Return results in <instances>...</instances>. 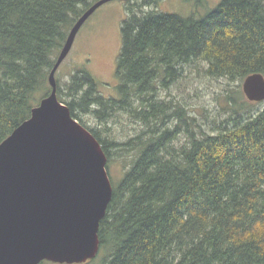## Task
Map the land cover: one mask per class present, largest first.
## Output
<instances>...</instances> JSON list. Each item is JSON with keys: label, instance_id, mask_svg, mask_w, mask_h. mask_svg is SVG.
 <instances>
[{"label": "trees", "instance_id": "16d2710c", "mask_svg": "<svg viewBox=\"0 0 264 264\" xmlns=\"http://www.w3.org/2000/svg\"><path fill=\"white\" fill-rule=\"evenodd\" d=\"M96 1L0 0V143L50 94L58 55ZM127 8L120 98L104 97L85 70L65 87L57 80L59 100L101 142L108 166L115 152L138 151L100 224L103 264H264V109L228 93L231 112L205 128L158 91L187 65L230 80L264 74V0H221L187 17ZM119 114L144 129L126 141L102 136Z\"/></svg>", "mask_w": 264, "mask_h": 264}, {"label": "water", "instance_id": "95a60500", "mask_svg": "<svg viewBox=\"0 0 264 264\" xmlns=\"http://www.w3.org/2000/svg\"><path fill=\"white\" fill-rule=\"evenodd\" d=\"M109 1H96L76 21L50 72V94L0 143V264H79L100 250L114 190L108 157L59 100L56 74L80 29ZM243 91L264 101V74L246 76Z\"/></svg>", "mask_w": 264, "mask_h": 264}, {"label": "rangeland", "instance_id": "374dc122", "mask_svg": "<svg viewBox=\"0 0 264 264\" xmlns=\"http://www.w3.org/2000/svg\"><path fill=\"white\" fill-rule=\"evenodd\" d=\"M221 0H111L98 8L80 29L74 45L67 58L61 64L56 77L62 87L71 79L74 73L87 71L97 82L98 91L106 98H120L118 90L119 79L116 75L119 55L123 46L122 27L128 17V6L137 11L158 10L166 13H177L185 17L192 14L204 15L215 8ZM184 73L169 89L160 87L161 98L175 97L185 104L188 115L197 118V122L207 128L208 121L224 119L227 112H231V105L227 94H233L239 104L244 103L246 108L258 111L264 109V101H249L243 91V80H230L226 77L209 76L205 70V63L200 69L194 65H187ZM235 93V94H234ZM82 122L91 127L99 128L102 124L91 113H82ZM109 132L101 135L111 139L118 138L126 141L137 136L144 127L131 122L128 114L111 117ZM175 118L171 125L177 123ZM204 128V129H205ZM209 128V127H208ZM182 134L180 137H184ZM134 152H115L108 166L109 175L114 187H117L130 167L131 157ZM107 252H102L98 257L86 264H103ZM44 264H61L46 261Z\"/></svg>", "mask_w": 264, "mask_h": 264}, {"label": "flooded vegetation", "instance_id": "af4514ba", "mask_svg": "<svg viewBox=\"0 0 264 264\" xmlns=\"http://www.w3.org/2000/svg\"><path fill=\"white\" fill-rule=\"evenodd\" d=\"M100 248H101V247H100ZM100 253H101V249L99 250L98 254H97L94 258L98 257ZM94 258H93V259H94ZM90 260H92V259H90ZM90 260H88V261H90ZM88 261L83 262V263H79V264H86V263H88Z\"/></svg>", "mask_w": 264, "mask_h": 264}]
</instances>
